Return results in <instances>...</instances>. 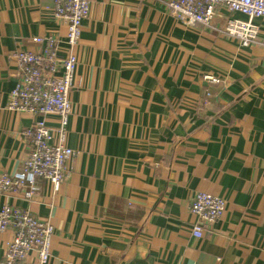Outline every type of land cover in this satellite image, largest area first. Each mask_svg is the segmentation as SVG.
<instances>
[{
	"label": "crops",
	"instance_id": "0c3cea01",
	"mask_svg": "<svg viewBox=\"0 0 264 264\" xmlns=\"http://www.w3.org/2000/svg\"><path fill=\"white\" fill-rule=\"evenodd\" d=\"M88 1L64 180L57 193L39 182L31 201L0 194V209L53 226L46 264H264V19L253 20L257 38L241 47L222 34L224 9L204 28L171 17L169 0ZM53 5L0 0V176L21 171L22 131L33 122L57 137L58 116L7 109L11 53L38 50L34 37L65 45ZM199 192L226 208L197 239L189 205ZM13 235L0 234V259ZM23 264H39L37 253Z\"/></svg>",
	"mask_w": 264,
	"mask_h": 264
},
{
	"label": "built area",
	"instance_id": "2783aa9c",
	"mask_svg": "<svg viewBox=\"0 0 264 264\" xmlns=\"http://www.w3.org/2000/svg\"><path fill=\"white\" fill-rule=\"evenodd\" d=\"M53 4V16L66 25L64 47L55 37H34L32 42L38 50L17 49L10 55L16 68V83L7 109L32 117L56 115L60 121L57 137L43 120L24 129L26 154L21 171L14 176H0V194H18L27 201L38 192L41 181L47 182L57 193L64 180L65 167L73 157V151L65 144V127L72 112L69 97L78 65L74 49L80 39L81 23L89 16L90 3L88 0H53ZM219 9H224L228 15L222 34L241 47L250 46L259 31L253 20L264 19V0H169L167 3V10L175 20L204 28L211 26ZM235 15L245 20L235 19ZM203 80L219 83L212 76H205ZM189 206L190 214L196 219L193 237L198 239L205 228L221 220L226 202L199 192ZM9 229L14 235L0 264H23L33 251L37 253L39 264L47 263L54 234L50 223L35 218L28 210L7 204L0 209V234Z\"/></svg>",
	"mask_w": 264,
	"mask_h": 264
},
{
	"label": "rangeland",
	"instance_id": "374dc122",
	"mask_svg": "<svg viewBox=\"0 0 264 264\" xmlns=\"http://www.w3.org/2000/svg\"><path fill=\"white\" fill-rule=\"evenodd\" d=\"M214 20V19H213ZM65 36H66V33H65ZM205 77V76H204Z\"/></svg>",
	"mask_w": 264,
	"mask_h": 264
}]
</instances>
